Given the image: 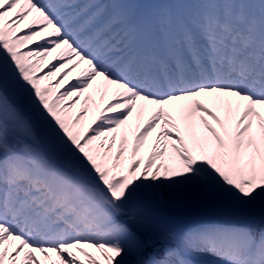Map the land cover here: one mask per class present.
<instances>
[{
  "label": "snow or ice",
  "instance_id": "6c2138e0",
  "mask_svg": "<svg viewBox=\"0 0 264 264\" xmlns=\"http://www.w3.org/2000/svg\"><path fill=\"white\" fill-rule=\"evenodd\" d=\"M0 264H264V0H0Z\"/></svg>",
  "mask_w": 264,
  "mask_h": 264
},
{
  "label": "bare ground",
  "instance_id": "6f19581e",
  "mask_svg": "<svg viewBox=\"0 0 264 264\" xmlns=\"http://www.w3.org/2000/svg\"><path fill=\"white\" fill-rule=\"evenodd\" d=\"M88 0H80V3L84 4V3H87ZM100 3H108L110 2V0H99ZM25 27L24 25H21V28ZM18 32H19V29H18ZM40 42V41H38ZM31 47H34V45H29ZM49 62H52V63H55V61L52 59V57H48V59L45 61V63H49ZM47 69H44V71H46ZM79 69H77L75 72H73L69 77H67L66 79L62 80L61 84L59 86H56V92L59 93L61 91L64 90V88L68 85L69 82H74V77L76 75H78L79 73ZM57 79V77H51L50 80L52 81V83L55 85V80ZM72 100H75L76 103L75 105H72L71 101ZM95 103V104H100L101 101H100V98H99V95L98 94H94L93 95V101L89 102V107L92 106V103ZM65 106L69 109V113L70 115H72L73 117L81 110V108L84 106L83 104V97H72L70 99H66L65 100ZM92 116H93V111H90L84 118V122H85V126H87V124L91 121L92 119ZM164 211L165 213L168 212L170 213L171 215L174 216V219H177L179 218L178 216H180V214H184L186 213L183 209L181 210H173V211H165V210H162ZM212 213V212H211ZM214 214V213H213Z\"/></svg>",
  "mask_w": 264,
  "mask_h": 264
},
{
  "label": "rangeland",
  "instance_id": "374dc122",
  "mask_svg": "<svg viewBox=\"0 0 264 264\" xmlns=\"http://www.w3.org/2000/svg\"><path fill=\"white\" fill-rule=\"evenodd\" d=\"M184 211L186 213L180 214V216H178L179 218L177 219H174L173 215H171L168 212L165 213L162 210H158V215L160 216V218L168 220L170 222L180 223L190 226H194L202 222L200 221L201 219H210V220L219 219V217H217L215 214L211 213L210 211H200V210H191V209Z\"/></svg>",
  "mask_w": 264,
  "mask_h": 264
}]
</instances>
